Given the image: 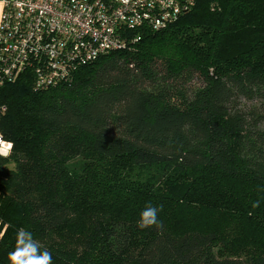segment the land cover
Masks as SVG:
<instances>
[{"label":"trees","instance_id":"1","mask_svg":"<svg viewBox=\"0 0 264 264\" xmlns=\"http://www.w3.org/2000/svg\"><path fill=\"white\" fill-rule=\"evenodd\" d=\"M193 2L69 85L0 89V264L21 229L52 264H264V110L240 109L264 105V0Z\"/></svg>","mask_w":264,"mask_h":264},{"label":"built area","instance_id":"2","mask_svg":"<svg viewBox=\"0 0 264 264\" xmlns=\"http://www.w3.org/2000/svg\"><path fill=\"white\" fill-rule=\"evenodd\" d=\"M0 89L29 73L37 90L69 85L99 56L126 49L135 30L171 25L193 0H0ZM7 106L0 103V120ZM11 142L0 132V156Z\"/></svg>","mask_w":264,"mask_h":264},{"label":"clouds","instance_id":"3","mask_svg":"<svg viewBox=\"0 0 264 264\" xmlns=\"http://www.w3.org/2000/svg\"><path fill=\"white\" fill-rule=\"evenodd\" d=\"M259 201L253 207H258ZM163 205L153 206L150 202L140 211L137 227L141 230L159 227L162 223L160 212ZM10 264H52V255L47 250L41 251L39 243L30 231L21 229L17 233L16 248L8 254Z\"/></svg>","mask_w":264,"mask_h":264},{"label":"rangeland","instance_id":"4","mask_svg":"<svg viewBox=\"0 0 264 264\" xmlns=\"http://www.w3.org/2000/svg\"><path fill=\"white\" fill-rule=\"evenodd\" d=\"M240 109L242 112L248 113L250 120H252L255 119L261 113L262 110H264V105H261L259 102L257 103L256 101L247 102L242 100L240 102ZM260 128L264 129V123L260 124L259 129ZM80 164L81 159L76 158L69 163V167H76Z\"/></svg>","mask_w":264,"mask_h":264},{"label":"crops","instance_id":"5","mask_svg":"<svg viewBox=\"0 0 264 264\" xmlns=\"http://www.w3.org/2000/svg\"><path fill=\"white\" fill-rule=\"evenodd\" d=\"M1 11H2V5L0 4V15H1Z\"/></svg>","mask_w":264,"mask_h":264}]
</instances>
